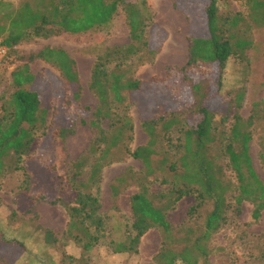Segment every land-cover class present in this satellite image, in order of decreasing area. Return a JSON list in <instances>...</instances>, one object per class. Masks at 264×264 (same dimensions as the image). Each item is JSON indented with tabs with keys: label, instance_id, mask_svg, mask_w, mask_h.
<instances>
[{
	"label": "trees",
	"instance_id": "1",
	"mask_svg": "<svg viewBox=\"0 0 264 264\" xmlns=\"http://www.w3.org/2000/svg\"><path fill=\"white\" fill-rule=\"evenodd\" d=\"M220 1L207 0L204 7L207 31L190 35L189 59L180 68L191 88L192 100L181 107L163 109L144 118L142 126L149 138L146 144L135 149L130 147L134 133L130 106L134 92L142 88V80L130 74V61H151L157 53L151 41L154 12L149 0H28L9 15L7 25H0V38L4 35L2 43L9 48V55L24 39L47 37L63 31L78 34L95 28L104 29L111 25L120 10L125 11L130 42L124 46H109L97 56L91 72L89 86L98 99L90 121L96 128L95 137L89 148L74 160L71 174L61 177L58 194L52 200L53 203L68 202V234L86 251L98 244L108 230V217L101 210L100 200L103 170L127 156L140 159L149 170L155 161V170L161 175L154 173L153 179L167 183V187L156 192L151 188L153 180L150 177H138V190L130 199L133 220L125 228L122 239L109 240L114 253L138 252L142 237L151 228L158 227L164 240L149 264H210L216 247L212 245V238L229 221V209L240 215L243 203L248 201L253 204V218H261L264 181L253 165L252 134L243 127L239 114L245 92L239 90L228 101L229 106L233 102L237 108L228 132L215 129L216 111L208 102L212 88L208 67L217 66L216 91L223 95V79L230 57L244 55L253 45L250 28L241 27L244 13L224 14L220 10ZM244 3L251 13L262 10L264 15V0H244ZM37 57L61 71L66 85L75 87L72 98L78 101L82 84L76 61L68 51L62 47L44 46L28 55L29 60ZM196 70L202 74L198 80L188 74ZM11 78L13 89L8 97L1 96L0 105V182L7 174L22 170L26 178L21 186L28 190L33 180H30L31 172L25 162L32 143L36 138L47 136L51 129L54 137L62 138L73 128L50 126L49 103L34 84L37 75L31 71L28 62L15 66ZM227 114L228 111L223 116ZM105 121L107 127L103 124ZM217 141L227 159V168L233 174L230 179L212 154ZM259 156L264 162V140ZM86 167L85 179L80 178ZM168 171L170 174L166 173ZM113 190L117 197V186ZM186 195H194L196 199L188 211L191 222L175 239V228L168 219V212ZM46 232L51 234L50 230ZM11 245L27 250L24 240L6 237L0 229V248ZM255 260V264H264V240ZM82 264L91 263L82 258Z\"/></svg>",
	"mask_w": 264,
	"mask_h": 264
},
{
	"label": "rangeland",
	"instance_id": "2",
	"mask_svg": "<svg viewBox=\"0 0 264 264\" xmlns=\"http://www.w3.org/2000/svg\"><path fill=\"white\" fill-rule=\"evenodd\" d=\"M25 1L28 0H0V25H7L9 15ZM149 2L154 12L151 41L157 53L151 61H130V74L142 80V88L134 92V97L131 95L130 112L134 121L133 140L130 143L132 149L148 141L149 137L142 126L144 118L163 109L181 107L192 100L191 88L180 68L189 59L190 35L207 31L204 16L207 0ZM245 4L244 0L220 1L222 13H244L241 27L250 28L253 45L246 49L244 55L230 57L223 79V95L216 91L217 66L208 67L212 82L208 102L216 111L213 122L215 129L228 132L237 112L235 104L232 102L229 106L228 101L239 90L245 92L239 114L243 127H247L252 134L250 153L253 165L264 181V162L259 156L264 140V15L262 10L251 13ZM129 42L126 14L120 10L111 25L104 29L95 28L78 34L63 31L47 37L24 39L0 65V105L13 89L12 69L28 62L31 71L37 75L34 84L49 103L50 126L73 128L62 138L54 137L51 129L47 136L36 138L32 143L31 153L25 162L27 170L31 172L30 180H33L28 190L21 186L26 178L22 170L7 174L0 182V229L6 237H17L27 245L26 251L17 245L0 248V264H82V258L91 264H149L160 250L164 235L158 227L151 228L142 237L136 253H114L109 244L112 238L122 239L125 228L133 220L130 199L138 190L140 175H147L153 180L151 188L156 192L167 187V183L153 179L154 173L161 175L155 170V161L149 170L140 159L127 156L104 168L100 200L101 210L108 217V230L106 236L88 251L68 234V202H52L58 194L59 180L71 174L74 160L89 148L96 134V128L90 121L94 117L98 99L89 86L96 58L109 46H124ZM44 46L62 47L75 59L82 84L78 101L72 98L75 87L66 85V79L58 68L39 57L28 59L29 54ZM188 74L196 80L202 76L198 70ZM227 111L228 114L223 116ZM248 122L250 124L246 125ZM103 124L108 126L107 121ZM212 154L223 165L226 177L230 179L233 174L227 168V159L219 141L212 147ZM87 172L88 167L80 178L85 179ZM166 173L170 174L169 171ZM114 186H117L118 198L114 196ZM20 188L23 189L21 192ZM66 197L71 198V195ZM195 201L194 195H186L168 212V219L175 228V239L190 224L188 211ZM252 209L253 204L245 201L240 215L232 209L228 210L229 221L212 238V245L216 247L210 264L256 263L264 240V213L259 220H255ZM46 230H50L51 234L47 235Z\"/></svg>",
	"mask_w": 264,
	"mask_h": 264
},
{
	"label": "built area",
	"instance_id": "3",
	"mask_svg": "<svg viewBox=\"0 0 264 264\" xmlns=\"http://www.w3.org/2000/svg\"><path fill=\"white\" fill-rule=\"evenodd\" d=\"M9 48L2 43V39L0 38V65L4 61L5 57L8 55Z\"/></svg>",
	"mask_w": 264,
	"mask_h": 264
},
{
	"label": "crops",
	"instance_id": "4",
	"mask_svg": "<svg viewBox=\"0 0 264 264\" xmlns=\"http://www.w3.org/2000/svg\"><path fill=\"white\" fill-rule=\"evenodd\" d=\"M264 213V212H263Z\"/></svg>",
	"mask_w": 264,
	"mask_h": 264
}]
</instances>
